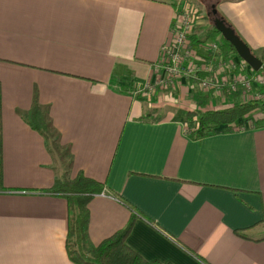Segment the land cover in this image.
I'll list each match as a JSON object with an SVG mask.
<instances>
[{
    "label": "crops",
    "instance_id": "crops-1",
    "mask_svg": "<svg viewBox=\"0 0 264 264\" xmlns=\"http://www.w3.org/2000/svg\"><path fill=\"white\" fill-rule=\"evenodd\" d=\"M182 1L0 0V264H76L68 199L49 190L61 163L19 113L35 91L70 147L69 177L104 184L88 204L94 245L134 215L127 242L147 260L264 264V126H249L264 109L242 120L245 129L195 140L185 113L201 108V93L206 109L244 93L228 101L186 78L175 92L150 91ZM216 6L264 65V0ZM207 19L195 39L207 38Z\"/></svg>",
    "mask_w": 264,
    "mask_h": 264
},
{
    "label": "trees",
    "instance_id": "trees-1",
    "mask_svg": "<svg viewBox=\"0 0 264 264\" xmlns=\"http://www.w3.org/2000/svg\"><path fill=\"white\" fill-rule=\"evenodd\" d=\"M207 37L211 39L219 37L222 41V51L225 55L228 56L231 53L238 55L235 47L223 38L222 34L213 24L210 30H208ZM257 72L263 73L264 65ZM263 91L264 84L257 85L252 92L254 94L252 98L248 100L235 99L233 106L218 109H206L210 97L201 93V100L199 102L201 108L185 113L188 135L198 140L218 132H234L245 129L248 126L242 120L256 109H264V98L256 96L257 93L263 95ZM233 96L236 98V94ZM2 110V85L0 83V191L6 188L4 185ZM19 113L34 130L44 136L48 148L61 163L63 172L60 176H56L54 185L49 190L54 193H60L68 199L69 229L66 239V249L70 259L74 263L172 264L162 263L158 260H147L128 245V237L136 221L134 215L123 229L99 245H94L89 235L90 212L88 204L95 195L103 192L104 184L86 177L83 173L78 174L74 179L69 177L70 169L73 166L72 159H70V147L61 144V134L54 126L50 106L43 105L40 102L37 91H35L31 108L27 111H19ZM249 126L263 127L264 119L253 120ZM238 233L244 234L243 232Z\"/></svg>",
    "mask_w": 264,
    "mask_h": 264
},
{
    "label": "built area",
    "instance_id": "built-area-1",
    "mask_svg": "<svg viewBox=\"0 0 264 264\" xmlns=\"http://www.w3.org/2000/svg\"><path fill=\"white\" fill-rule=\"evenodd\" d=\"M204 13L190 1L184 0L176 11L169 40L161 49L160 60L155 66V85L171 92L177 89L178 80L189 79L198 88L216 97L230 101L234 94L243 92L245 100L252 97L254 87L264 84V75L255 70L239 55H225L220 38L194 39Z\"/></svg>",
    "mask_w": 264,
    "mask_h": 264
},
{
    "label": "water",
    "instance_id": "water-1",
    "mask_svg": "<svg viewBox=\"0 0 264 264\" xmlns=\"http://www.w3.org/2000/svg\"><path fill=\"white\" fill-rule=\"evenodd\" d=\"M209 14L212 16V23L215 28L222 34L223 38L229 41L236 49L238 55L249 63L255 70L262 68V60L257 57L248 44L239 36L235 28L230 25L220 14L216 4H213Z\"/></svg>",
    "mask_w": 264,
    "mask_h": 264
},
{
    "label": "rangeland",
    "instance_id": "rangeland-1",
    "mask_svg": "<svg viewBox=\"0 0 264 264\" xmlns=\"http://www.w3.org/2000/svg\"><path fill=\"white\" fill-rule=\"evenodd\" d=\"M197 9L201 10L202 13H204V10L206 11V15L207 18H209V20H206V23H210L208 25H211L212 23V16L209 14L210 12H212L211 7L213 4H216L219 0H189ZM218 9V7H217ZM219 10V9H218ZM213 24V23H212ZM264 75V73H263ZM199 90V89H198ZM260 94L257 93L256 96L258 97Z\"/></svg>",
    "mask_w": 264,
    "mask_h": 264
}]
</instances>
